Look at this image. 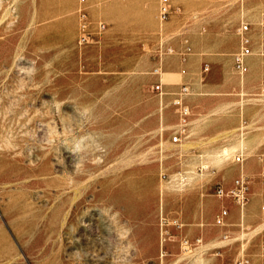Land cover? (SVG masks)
Instances as JSON below:
<instances>
[{"label": "rangeland", "instance_id": "374dc122", "mask_svg": "<svg viewBox=\"0 0 264 264\" xmlns=\"http://www.w3.org/2000/svg\"><path fill=\"white\" fill-rule=\"evenodd\" d=\"M172 5L160 21L158 0H0V264H235L242 245L264 264V0ZM238 177L244 208L217 194Z\"/></svg>", "mask_w": 264, "mask_h": 264}, {"label": "built area", "instance_id": "2783aa9c", "mask_svg": "<svg viewBox=\"0 0 264 264\" xmlns=\"http://www.w3.org/2000/svg\"><path fill=\"white\" fill-rule=\"evenodd\" d=\"M84 2L85 0H81ZM174 12V8L172 5V0H158V17L160 21H166L170 18L171 14ZM82 17V34L80 37V43H90L94 39V34L90 31L89 29V23L87 21V14L85 12L81 13ZM264 23V20H263ZM107 28V25L103 22H100L97 26V31L98 33H103L105 32ZM249 31V25L245 24L242 26L240 30V37H241V47L239 51L234 55V68L237 73L244 75L248 72L249 67L247 60L251 56V47H250V39L247 36V32ZM204 70L207 72L209 71V67L205 66ZM156 73H159V70H156ZM154 90L158 93H163V85L161 83H157L154 86ZM189 94V88L187 85L181 86L179 91L175 95L174 99V106L176 107L180 118L182 122V126H186L188 117L190 115V107L186 104L185 98ZM181 141V136L175 135L173 137V142L178 143ZM235 161L237 163L243 162V155L240 154L235 158ZM261 184L263 187V192H264V173L261 178ZM250 188H249V183L246 180L245 177H238L232 188L229 190V194L233 201L235 202L236 205H238L240 208H244L250 201ZM217 194L219 196H222L225 194V190L222 187H219L217 189ZM262 210L264 212V206L262 207ZM228 211L227 210H222L215 219V222L218 226H224L226 224V220L228 218ZM171 223L169 221L165 220L162 224V228L168 227ZM177 229H181L182 225L180 224L179 221H173L172 223ZM170 234L168 229H165L164 232H162V245L168 241ZM228 239V235H224V240ZM200 243V241H197L196 244ZM192 244L189 240L183 239L181 241V260H184V258L187 256L188 253L191 252ZM264 250V247H263ZM163 256H166L167 253H162ZM250 261L246 257L245 254V247L242 245L241 246V251L238 260L236 261L235 264H249ZM187 264V263H185Z\"/></svg>", "mask_w": 264, "mask_h": 264}, {"label": "bare ground", "instance_id": "6f19581e", "mask_svg": "<svg viewBox=\"0 0 264 264\" xmlns=\"http://www.w3.org/2000/svg\"><path fill=\"white\" fill-rule=\"evenodd\" d=\"M45 127V126H44ZM49 133V132H48ZM241 148L243 147V144L240 143L238 145H234V146H231V147H223L220 151L216 152V156L215 158L218 160V161H221L223 160L224 158L228 157L229 155H231L233 152H235V150H237V148ZM70 153V152H69ZM72 153V152H71ZM47 157V156H46ZM49 157V156H48ZM47 159V158H46ZM84 174V173H83ZM235 182V181H234ZM233 186V185H232ZM232 188V187H231ZM230 188V189H231ZM226 190L225 191V194L224 195H227V196H230L229 194V190ZM222 195V196H224ZM231 197V196H230Z\"/></svg>", "mask_w": 264, "mask_h": 264}, {"label": "clouds", "instance_id": "9594fccd", "mask_svg": "<svg viewBox=\"0 0 264 264\" xmlns=\"http://www.w3.org/2000/svg\"><path fill=\"white\" fill-rule=\"evenodd\" d=\"M79 148H80V146H79V145H77V147H76L75 151H79Z\"/></svg>", "mask_w": 264, "mask_h": 264}]
</instances>
